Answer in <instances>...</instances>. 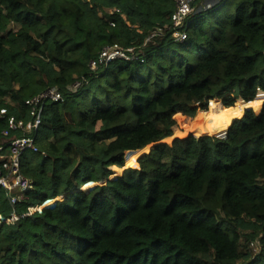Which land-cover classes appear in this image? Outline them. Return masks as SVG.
I'll return each mask as SVG.
<instances>
[{
    "label": "trees",
    "instance_id": "obj_1",
    "mask_svg": "<svg viewBox=\"0 0 264 264\" xmlns=\"http://www.w3.org/2000/svg\"><path fill=\"white\" fill-rule=\"evenodd\" d=\"M174 8V0H0V109L29 119L26 99L52 86L64 94L43 110L39 131L53 139L42 149L38 131L36 142L46 156H22L34 190L13 203L0 187V217L113 177L2 223L0 264H236L247 254L245 220L263 249L244 264H264V0H234L223 17L206 18L217 6L199 11L184 41L171 30L146 41ZM112 43L137 46L144 61L92 72L90 60ZM211 106L220 127L199 124L204 112L196 122L211 135L169 140L175 121L191 123ZM6 124L0 117V145Z\"/></svg>",
    "mask_w": 264,
    "mask_h": 264
},
{
    "label": "built area",
    "instance_id": "obj_2",
    "mask_svg": "<svg viewBox=\"0 0 264 264\" xmlns=\"http://www.w3.org/2000/svg\"><path fill=\"white\" fill-rule=\"evenodd\" d=\"M223 0H175V8L171 14L170 23L154 29L146 41L162 35L166 30H171V37L177 41H184L188 37L190 18L199 11L216 7ZM118 11V10H117ZM114 25V23H112ZM145 53L134 45L123 46L119 43H112L104 46L99 53L90 60L89 68L97 72L101 67H107L114 61H144ZM87 80L77 79L69 87L70 92L78 91ZM64 99V94L58 86H52L39 94L25 100L29 109V119L20 118L16 113H10L7 107L0 109V117L5 119L7 124L2 130V135L7 144L0 145V187L10 195L13 203L21 200L29 191H33L35 184L33 179L22 171V156L25 152H41L46 156L45 151H40L36 142L37 133L42 121L43 110L46 103L58 102ZM224 131L218 137H225ZM41 205L30 210L29 213L5 220L0 217L1 222H13L21 217L40 211ZM0 222V223H1Z\"/></svg>",
    "mask_w": 264,
    "mask_h": 264
},
{
    "label": "rangeland",
    "instance_id": "obj_3",
    "mask_svg": "<svg viewBox=\"0 0 264 264\" xmlns=\"http://www.w3.org/2000/svg\"><path fill=\"white\" fill-rule=\"evenodd\" d=\"M233 1L234 0H227L222 6H219L218 8H216L215 11L212 14L207 15L206 18L209 19V16H212V15H217V16H221V17L228 16L229 14H231L233 12ZM174 3H175V0H174ZM112 9L113 10L114 9L117 10L118 8H115V7L114 8H111V9L110 8H107L106 11H110ZM99 14L101 16H104L105 15V13L103 11H101V10L99 11ZM134 15L136 16L138 14H134ZM164 25H166V23H164V22H163V24L158 23L157 27H160V26L162 27ZM112 26H113V24H112ZM261 61L262 60L260 58L259 59V64L262 63ZM232 96L236 100L240 99V98H236L234 94H232ZM220 103H221V100H220ZM221 105H223V104L221 103ZM208 109H209V105H208ZM202 113H203V120L202 121L199 120V124L204 123L206 125V127H208V126H216L217 128L220 127V123H222V122H220L219 120H220V118H222L223 114H220L217 109H213V107L211 106L210 107V110L207 111V112H205V111H199L198 110L197 113L195 114V116L194 117H191V118H193V120L191 121V123H187V124H184L182 126H175L176 125V121H175V125L173 126V129H172L174 133L169 138V140L174 139L176 137L184 136V135H187V134H193V135H196V136H198V135H211V134L206 133L201 127H198L196 125V122H197V120L199 119V117L201 116ZM241 113H242V111H241ZM230 117H231V114L229 115L228 120L225 121L224 124H221V127L222 128H224V127L226 128L227 127L229 121L231 120ZM228 128H229V126L227 127V129ZM52 139H53V136L51 134V131L47 127H44V126L41 127V129L39 131V134H38V144H39V146L42 149H46L47 143L50 142ZM171 143H169V144H171ZM146 152H149V147H147V151ZM30 157H34L35 158V163H41L43 156L42 155L36 156L35 153H33L31 151H28L26 153V155L24 156V160L25 159H28ZM135 164L137 166L136 161H135ZM125 167L128 168V166L125 165L123 168H121L122 170L120 171L119 174L117 173V171H115L113 169H111V172L112 173L114 172L113 175L120 176V175L123 174V172H124L123 170H124ZM106 182H107V180L106 179H103V180H101L99 182H92L86 188H84V186H86V185H84L83 187H80V188L71 189L69 191H66L62 195L56 197L57 200L55 199L52 203H45L44 206L55 204L56 201L63 200L66 196H69L74 191L90 189V188H93L96 185H103ZM87 184H89V183H87ZM0 194H4V192H2ZM1 221H2V219L0 220V222ZM244 223H245L244 225L239 226V231H240V235H241V249L243 251H247V254L241 260H239L236 264H244V263H247L250 259H252V258L254 259L257 254L261 253L262 252V249H263V245L260 242V235L258 234V231H255L254 232V227H253V225H251L249 223V221L245 220ZM205 258L208 259L209 261L213 260V256L212 255L205 256Z\"/></svg>",
    "mask_w": 264,
    "mask_h": 264
},
{
    "label": "water",
    "instance_id": "obj_4",
    "mask_svg": "<svg viewBox=\"0 0 264 264\" xmlns=\"http://www.w3.org/2000/svg\"><path fill=\"white\" fill-rule=\"evenodd\" d=\"M219 6H222V5H218L217 7H219ZM225 132H227V130H225ZM216 136H217V135H216ZM160 143H163V141L155 142V144L153 145V147L150 148L149 152H150V151H151L156 145H158V144H160ZM131 152H132V151H128V152H127V158H128V155H129ZM145 153H147V152H145ZM143 154H144V153H143ZM141 155H142V154H141ZM141 155H140V156H141ZM126 168H127V167H125L124 170H125ZM124 170H123V171H124ZM111 178H113V177H109V178H107L106 180L111 179ZM56 200H57V199H56ZM46 206H47V205H46ZM43 207H45V206H42L41 209H42ZM4 220H5V219H4ZM2 223H4V222H1L0 225H1Z\"/></svg>",
    "mask_w": 264,
    "mask_h": 264
},
{
    "label": "bare ground",
    "instance_id": "obj_5",
    "mask_svg": "<svg viewBox=\"0 0 264 264\" xmlns=\"http://www.w3.org/2000/svg\"><path fill=\"white\" fill-rule=\"evenodd\" d=\"M264 104V103H263ZM233 122V121H232ZM232 124V123H231Z\"/></svg>",
    "mask_w": 264,
    "mask_h": 264
}]
</instances>
